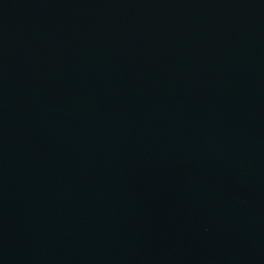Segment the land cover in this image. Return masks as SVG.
Here are the masks:
<instances>
[{
	"label": "water",
	"instance_id": "water-1",
	"mask_svg": "<svg viewBox=\"0 0 264 264\" xmlns=\"http://www.w3.org/2000/svg\"><path fill=\"white\" fill-rule=\"evenodd\" d=\"M0 264H264V0H0Z\"/></svg>",
	"mask_w": 264,
	"mask_h": 264
}]
</instances>
